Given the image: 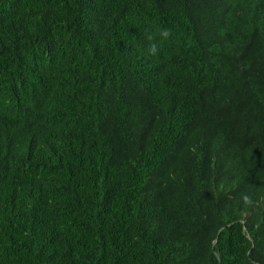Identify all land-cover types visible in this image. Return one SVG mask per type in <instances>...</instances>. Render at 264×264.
<instances>
[{"label":"trees","instance_id":"obj_1","mask_svg":"<svg viewBox=\"0 0 264 264\" xmlns=\"http://www.w3.org/2000/svg\"><path fill=\"white\" fill-rule=\"evenodd\" d=\"M0 264H264V0H0Z\"/></svg>","mask_w":264,"mask_h":264},{"label":"clouds","instance_id":"obj_2","mask_svg":"<svg viewBox=\"0 0 264 264\" xmlns=\"http://www.w3.org/2000/svg\"><path fill=\"white\" fill-rule=\"evenodd\" d=\"M169 33L168 31L165 29V30H162L161 33H160V36L162 39H166L168 37ZM148 53L150 55H156L157 54V46L156 44H152V46L148 49Z\"/></svg>","mask_w":264,"mask_h":264}]
</instances>
